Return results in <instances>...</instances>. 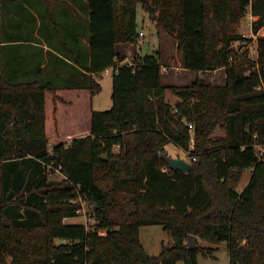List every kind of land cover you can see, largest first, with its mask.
Here are the masks:
<instances>
[{
  "label": "trees",
  "instance_id": "trees-1",
  "mask_svg": "<svg viewBox=\"0 0 264 264\" xmlns=\"http://www.w3.org/2000/svg\"><path fill=\"white\" fill-rule=\"evenodd\" d=\"M138 4L185 70L223 69L225 85L164 86L157 55L122 63L116 46L138 39ZM247 13L253 33L264 28V0H0V264L211 256L198 242L187 249L189 235L224 244L229 264H264V36L257 61L231 46L244 41L233 27ZM110 68L111 108L95 111V76ZM216 127L224 136L212 138ZM167 144L188 154L187 172L161 158ZM77 200L92 208L90 228L67 222ZM152 225L173 240L157 256L139 241Z\"/></svg>",
  "mask_w": 264,
  "mask_h": 264
},
{
  "label": "rangeland",
  "instance_id": "rangeland-1",
  "mask_svg": "<svg viewBox=\"0 0 264 264\" xmlns=\"http://www.w3.org/2000/svg\"><path fill=\"white\" fill-rule=\"evenodd\" d=\"M136 25L138 39L135 44L117 45L119 54L121 56L124 55L126 58L125 61L131 63L136 55H157L162 65L160 70L162 83L167 87H186L197 77L203 79L205 83L216 86L225 85V72L223 69L203 74L185 70L182 67V58L177 49V43L163 32H160L156 21L150 14L145 12L142 4H138L136 7ZM233 31L244 41L240 43L233 42L231 45L232 49L237 51L239 55L247 53L250 60L257 61L258 54L256 43L259 37L264 36V28H261L257 33H253L252 17L247 13L242 21L233 27ZM139 35H142V37ZM112 74L113 70L110 68L108 73L103 71L95 76L96 82L100 85V91L95 95V98L92 101V108L95 111H107L111 108ZM83 99V96H81L80 103L76 106L78 107V110H76V114L78 115L80 112L84 113V111H86L87 103H85ZM165 99L172 105L177 102V98L169 90H166L165 92ZM222 136H224L223 129L216 127V130L212 134V138ZM52 144H54V141L50 140L49 150L51 149ZM263 150L264 147L262 148V151ZM164 152L172 158L182 159L189 163L188 154L171 144L164 146ZM250 175V170H245L242 173L240 181L235 186V189L241 190L246 185ZM49 177L53 181L63 180V177L56 172L49 175ZM76 202L81 206V209L77 213L78 216L75 219L67 220V222L83 224L87 228H90L95 224L92 219L94 213L91 206L80 200H77ZM139 241L145 253L149 256H157L161 252L162 247H171L173 245L171 235L160 225L140 227ZM60 242L61 241L59 240H55L56 244ZM197 242L201 247L213 250L209 257H203L200 254L197 255V264H229L227 249L224 244L211 245L200 239H198ZM176 264L183 263L177 262Z\"/></svg>",
  "mask_w": 264,
  "mask_h": 264
},
{
  "label": "water",
  "instance_id": "water-1",
  "mask_svg": "<svg viewBox=\"0 0 264 264\" xmlns=\"http://www.w3.org/2000/svg\"><path fill=\"white\" fill-rule=\"evenodd\" d=\"M161 158L166 162L169 169L178 170L181 172H187L190 168V164L182 159H175L168 156L166 153L161 154ZM197 242V237L193 235H189L186 238L185 244L187 249H191L195 247Z\"/></svg>",
  "mask_w": 264,
  "mask_h": 264
},
{
  "label": "built area",
  "instance_id": "built-area-1",
  "mask_svg": "<svg viewBox=\"0 0 264 264\" xmlns=\"http://www.w3.org/2000/svg\"><path fill=\"white\" fill-rule=\"evenodd\" d=\"M139 36L142 37V35H139ZM122 63L131 64L130 62H127V61H124V62H122ZM104 72H105V73H108V72H109V69H106ZM191 160L194 161L195 159H194V158H191ZM59 169H60V167H58V168L55 170V172H56V173H59Z\"/></svg>",
  "mask_w": 264,
  "mask_h": 264
},
{
  "label": "crops",
  "instance_id": "crops-1",
  "mask_svg": "<svg viewBox=\"0 0 264 264\" xmlns=\"http://www.w3.org/2000/svg\"><path fill=\"white\" fill-rule=\"evenodd\" d=\"M116 48H117V51H118V46H116ZM119 52V51H118ZM124 56V55H123ZM95 98V96L92 98V101H93V99ZM197 241H198V238H197Z\"/></svg>",
  "mask_w": 264,
  "mask_h": 264
}]
</instances>
